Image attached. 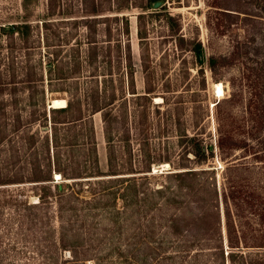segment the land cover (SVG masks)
Segmentation results:
<instances>
[{
  "label": "trees",
  "instance_id": "obj_1",
  "mask_svg": "<svg viewBox=\"0 0 264 264\" xmlns=\"http://www.w3.org/2000/svg\"><path fill=\"white\" fill-rule=\"evenodd\" d=\"M126 1L118 8L131 7ZM154 1L157 0L132 5L140 9L136 14L140 49L146 38L143 12L147 10L146 4L152 5ZM207 1L216 13L235 19L224 25L218 19L215 25L216 29L223 27L224 34L232 38L227 54L206 57L200 39L179 33L174 16L165 13L168 25L175 26V47L191 53L199 66L206 61L212 76L219 67L240 66L238 76L227 82L218 80L225 92L214 104V143L224 163L222 182L218 189L211 184L212 193L201 200L219 208L220 245L216 246V259L228 264H264V28L254 20L260 15L247 12V8L243 11L240 6L225 7L230 0ZM263 1L236 0L245 7L255 3L259 7ZM60 3L61 0H45L40 18L29 19L32 6L29 0H22L16 20L0 23V186L33 183L40 191L38 205L67 188L76 194L88 191L98 195L122 186L127 196L137 184H144L151 172L147 110L151 107L152 86L145 76L144 90L137 92L134 88L129 22L125 15L113 17L120 20V29L127 38L100 40L96 22L109 16L90 17L102 11L97 0H84L82 18L69 15L68 8ZM263 9L264 5L258 11ZM207 21L210 25L209 16ZM63 24L70 28L58 29ZM39 29L43 31V45L37 39ZM105 30L109 36V26ZM110 48L115 52L114 59ZM34 50L44 54L33 59ZM122 59L129 68L125 74L120 71ZM112 60L116 72L112 70ZM199 70L202 72V68ZM52 93H59L57 98L65 99V105L48 108L47 96ZM160 106L157 103L156 107ZM96 113L102 122L105 170L98 162L93 124ZM179 139L185 143L184 161L174 164L175 171L160 174L190 190L206 174H212L215 183V167L191 165L202 164L213 156L212 146L204 149L202 138L196 134L184 132ZM54 172L59 173L62 181L52 187ZM165 189L162 185L155 192H166ZM221 212L225 250L220 233ZM177 226L170 224L174 232L179 231Z\"/></svg>",
  "mask_w": 264,
  "mask_h": 264
},
{
  "label": "rangeland",
  "instance_id": "obj_2",
  "mask_svg": "<svg viewBox=\"0 0 264 264\" xmlns=\"http://www.w3.org/2000/svg\"><path fill=\"white\" fill-rule=\"evenodd\" d=\"M21 2L0 0V23L16 20ZM125 2L97 0L102 11L90 17L109 16L107 20L102 18L96 22L100 40L118 38L122 41L127 36L120 29V20L113 16L125 15L128 18L134 88L142 92L146 76L153 90L151 107L147 110L148 152L151 156L148 179L132 188L127 196L123 194L122 186L98 195L88 191L76 194L67 188L46 197L50 203L41 205L37 204L39 188L33 183L0 186V264H228L216 259L219 252L216 246L220 245L217 236L219 208L205 203L201 197L205 199L212 193L211 184H216L218 189L222 182L224 163L218 157L214 143V104L225 94L220 81L227 82L238 76L240 66L219 67L212 76L206 61L199 66L191 53L175 47V26L168 25L165 13L174 16L179 33L200 39L206 57L227 54L231 50L232 38L224 34L223 27L216 29L215 25L218 19L220 25L235 19L216 13L207 0H165L158 8L148 3L147 10L143 12L146 38L140 49L136 34V14L140 9L132 5L133 2L145 4L146 0H128L131 7L119 9L121 4H127ZM44 3L45 0H29L33 11L29 19L40 18ZM60 4L68 8L72 17L85 15L81 12L84 0H61ZM228 4L231 6L225 7L234 9L240 6L243 11L247 8V12L260 15L254 20L264 28V9L258 11L264 1L259 7L256 3L245 7L236 0H230ZM207 16L211 20L210 25ZM107 26L109 36L105 30ZM62 27L70 28L63 24L58 29ZM79 28L81 30L82 26ZM42 32L40 29L37 32L40 45H43ZM43 54L42 50H34L31 57L37 59ZM110 56L115 58L113 48H110ZM115 69L112 60V70ZM128 69L122 59L120 71L125 74ZM57 97H60L59 93L49 94L47 103L63 99ZM157 103L161 105L159 108ZM93 124L98 162L105 170L106 148L99 113L93 115ZM184 132L202 138L204 149L212 146L213 156H208L202 164L191 162V165L215 167V183L211 179L212 174H206L205 179L195 183L190 190L160 174L175 171L174 164L184 161L182 148L185 143L179 139ZM132 141L134 146L137 145L134 139ZM164 163L169 164L167 169L153 171ZM55 176L54 172L52 187L53 183L62 181ZM162 185L166 192L157 194L155 191ZM212 204L215 205V201L212 200ZM171 223L178 224V232L172 231ZM220 233L225 250L222 212Z\"/></svg>",
  "mask_w": 264,
  "mask_h": 264
},
{
  "label": "bare ground",
  "instance_id": "obj_3",
  "mask_svg": "<svg viewBox=\"0 0 264 264\" xmlns=\"http://www.w3.org/2000/svg\"><path fill=\"white\" fill-rule=\"evenodd\" d=\"M158 99H160V98H157V100ZM53 102V104H54V106H61V105H64L66 102H65V100H63V99H55V100H53L52 101ZM169 167V164H165L164 163V165H162L161 167H155V170L154 171H158V170H163L164 168H168ZM56 179H60V175H59V173H56Z\"/></svg>",
  "mask_w": 264,
  "mask_h": 264
},
{
  "label": "water",
  "instance_id": "obj_4",
  "mask_svg": "<svg viewBox=\"0 0 264 264\" xmlns=\"http://www.w3.org/2000/svg\"><path fill=\"white\" fill-rule=\"evenodd\" d=\"M160 5H161V1L160 0L154 1L152 3V7L153 8H158ZM49 107H54V104H53L52 100L50 101V103H48V108Z\"/></svg>",
  "mask_w": 264,
  "mask_h": 264
}]
</instances>
